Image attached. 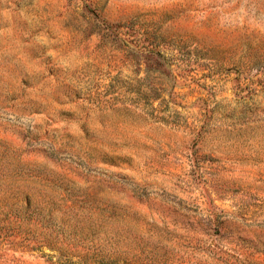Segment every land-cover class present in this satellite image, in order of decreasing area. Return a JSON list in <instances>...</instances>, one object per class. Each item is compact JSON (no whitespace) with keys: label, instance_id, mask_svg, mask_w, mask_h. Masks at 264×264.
<instances>
[{"label":"rangeland","instance_id":"374dc122","mask_svg":"<svg viewBox=\"0 0 264 264\" xmlns=\"http://www.w3.org/2000/svg\"><path fill=\"white\" fill-rule=\"evenodd\" d=\"M0 264H264V0H0Z\"/></svg>","mask_w":264,"mask_h":264}]
</instances>
